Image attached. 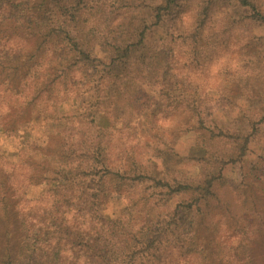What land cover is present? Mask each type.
I'll return each instance as SVG.
<instances>
[{
	"label": "trees",
	"instance_id": "16d2710c",
	"mask_svg": "<svg viewBox=\"0 0 264 264\" xmlns=\"http://www.w3.org/2000/svg\"><path fill=\"white\" fill-rule=\"evenodd\" d=\"M231 3L251 8V27L264 23L251 0H161L156 11L157 24L168 11L181 14L167 59L173 77L196 91L222 84L218 72L226 63L212 66L214 60H227V70L230 60L246 56L247 25L223 24L226 14H215ZM142 6L143 0H0V92L9 93L0 109V120L8 119V125H0V136L15 132L21 117L10 97L19 95L23 109L33 108L70 85L79 86L98 61L109 68V87L116 79H121L120 87L127 81L144 83L150 76L146 61L157 56L149 50L144 19L134 15ZM8 31L17 36L8 38ZM24 41L30 44L27 53ZM98 49L104 59L96 57ZM93 131L97 135L102 130L94 125ZM200 132L204 155L193 178L117 170L111 166L115 154L108 161L98 147L95 152L76 151L51 137L41 148L45 160L34 163L32 171L9 162L0 151V264H264L255 252L257 225H264V197L254 199L252 170L244 168L236 187H229L224 174L227 167L244 164L252 135L204 127ZM128 140L130 136L119 132L118 157L126 155ZM47 156L56 164L69 160L76 169L63 175ZM260 171L254 176L262 184L264 169ZM35 179L55 181L52 196L28 197ZM144 184L153 189L152 196L140 190ZM161 194L169 203L168 222L160 211ZM113 195L124 201V209L114 218H103L101 209ZM261 245L264 255V240Z\"/></svg>",
	"mask_w": 264,
	"mask_h": 264
},
{
	"label": "rangeland",
	"instance_id": "374dc122",
	"mask_svg": "<svg viewBox=\"0 0 264 264\" xmlns=\"http://www.w3.org/2000/svg\"><path fill=\"white\" fill-rule=\"evenodd\" d=\"M251 3L264 15V0H251ZM160 5L161 0H143V6L134 12L135 18L144 19L149 50L157 56L146 61L150 76L144 83L127 81L122 82L120 87L121 79H116L117 85L112 81L113 87H109L106 83L109 80V68L106 63L98 61L79 86L70 85L65 92L56 93L51 100L41 101L33 108L23 109L21 96L13 95L10 100L15 101L13 105L21 113V117L15 132H1V153L9 162L18 163L32 171L34 163L38 164L43 158L45 160L41 148L48 144L51 137L76 151L91 149V152H95L98 148L104 150L102 155L108 161L112 158L111 154H115L117 158L111 161V166L117 170L148 172L157 178L172 179L178 175H182L181 178H193L199 173L200 159L204 155L205 143L202 142L200 132L202 127L210 131L222 130L231 135L242 133L252 135L245 162L239 167H227L224 174L229 187H236L244 168L252 170L250 173L253 180L249 183L257 188L253 192L254 199H262L264 181L259 183L254 171L259 169L262 173L264 169H261L264 166V23H256V27H251L247 23L251 8H242L236 3L215 13L217 17L226 14L227 21L223 24L242 21L247 25L250 32L249 40L244 41V45H248L243 50L246 56L230 60L227 70V60H214L217 63H212V66L226 63L224 67L220 66L218 72V76H222V84L216 89L196 91L184 81L173 77L167 59L174 46L171 45V39L174 37L175 25L182 16L174 13L175 11H168L157 24L156 11ZM179 10L185 14L182 6ZM19 33L26 36L22 30ZM7 36L11 38L17 35L8 31ZM24 44L23 51L27 53L29 41H24ZM104 56L102 49L96 50V57L104 59ZM1 94L0 92V109L2 102L7 101L9 96V93ZM90 113L96 115L93 117ZM0 125H8V119L0 120ZM94 125L102 130L100 134L97 133L98 136L93 131ZM87 129L90 133H87ZM121 131L130 136L131 140H128L126 155L118 157L115 151ZM47 157L48 163L56 170H63V175L70 168L76 169L69 167V160L56 164L53 156ZM97 166L101 164H96ZM46 176L54 177L50 173ZM35 184L29 190L30 198L52 196L57 186L52 180L42 183L37 180ZM140 190L146 196L153 195V189L148 184H144ZM139 197L141 196H136L135 200ZM160 198V211L165 222H168V216L171 215L169 203L163 202L166 198L164 194L158 195V199ZM225 198L227 199V193ZM234 202L235 212H240L238 203ZM259 203L263 206V201ZM124 206L122 199L110 196L106 199V206L101 209V216L106 219L114 218L121 214ZM257 226L258 246L256 245L255 252L264 257L261 254L264 225L261 223ZM225 231L222 228L220 232L224 234Z\"/></svg>",
	"mask_w": 264,
	"mask_h": 264
}]
</instances>
